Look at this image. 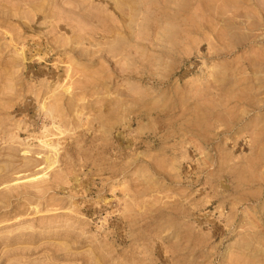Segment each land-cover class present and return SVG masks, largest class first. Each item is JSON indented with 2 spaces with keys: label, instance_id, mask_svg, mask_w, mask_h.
Segmentation results:
<instances>
[{
  "label": "rangeland",
  "instance_id": "rangeland-1",
  "mask_svg": "<svg viewBox=\"0 0 264 264\" xmlns=\"http://www.w3.org/2000/svg\"><path fill=\"white\" fill-rule=\"evenodd\" d=\"M0 253L264 264V0H0Z\"/></svg>",
  "mask_w": 264,
  "mask_h": 264
},
{
  "label": "bare ground",
  "instance_id": "bare-ground-1",
  "mask_svg": "<svg viewBox=\"0 0 264 264\" xmlns=\"http://www.w3.org/2000/svg\"><path fill=\"white\" fill-rule=\"evenodd\" d=\"M56 153V152H55ZM48 160H49V157H48ZM51 163V162H50ZM49 164V163H48ZM50 165V164H49ZM54 165V164H53ZM50 167H51V165H50ZM1 254V253H0Z\"/></svg>",
  "mask_w": 264,
  "mask_h": 264
}]
</instances>
